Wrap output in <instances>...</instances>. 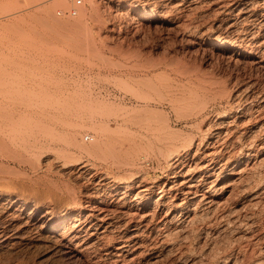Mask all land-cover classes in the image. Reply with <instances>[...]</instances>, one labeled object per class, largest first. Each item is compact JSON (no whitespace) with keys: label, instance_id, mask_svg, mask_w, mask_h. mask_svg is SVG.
<instances>
[{"label":"rangeland","instance_id":"1","mask_svg":"<svg viewBox=\"0 0 264 264\" xmlns=\"http://www.w3.org/2000/svg\"><path fill=\"white\" fill-rule=\"evenodd\" d=\"M57 1L0 0V121L6 128L0 141V173L22 185H0V264H86L85 258L63 256L56 240H50V208L41 205L67 203L71 189L81 201L100 196L104 201L101 209L110 211L100 209V218L108 215L106 222L100 221L96 230L91 228L90 236L84 233L85 237L80 234L76 239L81 249L87 248L93 255L91 264H264V203L258 209L250 203L254 190L264 198V168L262 177L257 175L260 187L251 193L250 184L255 182L253 177L248 180L249 175L234 182L229 187L234 192L227 193L223 191L226 178L218 182L213 177L216 172L224 177L237 156L255 146L260 152L256 158H264V0H97L100 16L75 27L62 23L91 11L90 1L84 0L73 17L68 13L73 0H65L63 6L54 5ZM125 1L132 2L133 8L120 5ZM60 10L63 14L58 15ZM138 11L158 12L162 18L145 22ZM98 18L100 23L95 21ZM215 39L235 43L238 48L216 51L212 46ZM128 71L135 72L131 80ZM119 78L126 82L121 84ZM143 94L150 95L144 97L147 101L141 98ZM176 97L184 101L179 105ZM124 102L129 116L138 110L133 121L130 117L124 121L128 117L124 110L127 116L120 117ZM145 102L157 106L174 131L181 128L185 137L192 133L191 137L205 139L202 150L194 147L192 152L197 155L183 162L200 194L199 204L185 205L179 212L182 221L178 224L192 232L181 237L173 227L164 226L162 219L140 222L142 214L157 211L153 205L158 199L157 185L165 182L170 187L173 181L182 180L172 178L176 168L166 159L170 128L162 131L164 126H160L161 132H156L155 125L160 121L164 125L163 116L149 115ZM200 124L202 132L197 129ZM228 128L234 133L227 137L232 142L236 138L237 144L220 149L224 160L209 174L203 167V152L219 136H226ZM221 130L224 134L219 135ZM97 140L100 143L91 150L81 146L91 147ZM140 179L154 186L153 199L144 209L137 207L145 195L124 193L128 182ZM23 184L25 189H21ZM26 185L41 194L35 192L36 196L29 189L30 193ZM179 197L170 203L184 204L185 195ZM253 210L258 217L256 212L252 215ZM188 212L198 213L203 221L200 218V223L191 224ZM220 214L225 217L220 219Z\"/></svg>","mask_w":264,"mask_h":264},{"label":"bare ground","instance_id":"2","mask_svg":"<svg viewBox=\"0 0 264 264\" xmlns=\"http://www.w3.org/2000/svg\"><path fill=\"white\" fill-rule=\"evenodd\" d=\"M28 1V0H27ZM55 1V0H54ZM57 1V0H56ZM65 0H59V2L58 3H54V5H56V6H63V4L67 1H65ZM90 1V6H92L91 8V11L89 10V12H86V11H84V12H80V16L78 17V19L76 18V20L75 21H73V22H71V20L69 21H65L66 23L65 24H63L62 22V25H65L66 27L68 26V25H70V26H73V27H75V26H77L78 25V23H82V22H84V21H86L87 19H89V18H94L95 16H100V14H98V13H100V9H99V5H98V1L97 0H89ZM31 2H32V0H31ZM33 2H34V0H33ZM36 2V1H35ZM122 4H123V6H127V7H129V8H133V3L132 2H121L120 3V5L122 6ZM53 5V4H52ZM166 5H167V3H166ZM82 7V6H81ZM169 7V6H168ZM173 8V7H172ZM180 8V7H179ZM80 9V8H79ZM168 10V9H167ZM169 10H170V8H169ZM180 9H178V11H179ZM61 11V10H60ZM171 11V10H170ZM166 12V11H165ZM82 13V14H81ZM138 13H139V16H140V18L143 20V21H145V22H153V21H156V20H161V16H160V14L158 13V12H146V13H143V12H139L138 11ZM161 13V12H160ZM170 13V12H169ZM77 14H78V12H77ZM76 14V15H77ZM59 15V14H58ZM61 15V14H60ZM69 15H71V14H69ZM180 15H182V14H180ZM180 15H177V16H180ZM74 15H72V17H73ZM165 16H168V14L167 15H165ZM176 16V17H177ZM164 17V16H163ZM185 17V16H184ZM101 18V17H100ZM100 18H98V19H96L95 21H97L98 22V20L100 19ZM170 18V17H169ZM183 18V17H182ZM109 19V18H108ZM165 20H167L166 18H164ZM164 19H162V20H164ZM175 19V18H174ZM195 19V18H194ZM193 19V20H194ZM56 20V19H55ZM171 20V19H170ZM169 20V21H170ZM57 21V20H56ZM94 21V22H95ZM168 21V20H167ZM166 21V22H167ZM174 21V20H173ZM60 22V21H59ZM58 21H57V23H59ZM64 22V21H63ZM86 23H87V21H86ZM99 23H100V20H99ZM184 23V22H183ZM61 25V27H63ZM85 25V24H84ZM180 25H182V22H181V24ZM185 25V24H184ZM184 25H183V27H184ZM86 26V25H85ZM88 26V25H87ZM188 26V25H187ZM69 27V26H68ZM89 27V26H88ZM98 27H100V26H98ZM187 28V27H186ZM185 28V29H186ZM212 46H213V48L216 50V51H219V52H223V53H226V52H230L231 50H235L236 48H238V45H236L235 43H231V42H228L227 40H224V39H222V40H218V39H215V40H212ZM240 47V46H239ZM131 66V65H130ZM134 66V65H133ZM133 66H131L132 68H133ZM137 66V65H136ZM139 66V65H138ZM137 66V67H138ZM142 66V65H141ZM126 68H127V66H125ZM130 67V68H131ZM143 67V66H142ZM141 67V68H142ZM154 67V66H153ZM128 68H129V65H128ZM131 68V69H132ZM140 68V67H139ZM131 69H130V71H131ZM144 69V68H143ZM133 70V69H132ZM146 70H148V69H146ZM125 71V70H124ZM134 71V70H133ZM144 71V70H143ZM149 71V70H148ZM126 72V71H125ZM122 73V72H121ZM131 73V72H130ZM133 73H135V72H133ZM132 73V74H133ZM143 73V72H142ZM127 74H129V71H128V73ZM126 74V75H127ZM132 74H129V76H128V79H129V77H130V75H132ZM123 75V74H122ZM126 76V77H127ZM122 77H125V75L124 76H122ZM132 77V76H131ZM134 77V76H133ZM120 80V82H121V84L123 83V82H126V80H124V79H122V78H119ZM126 79V78H125ZM132 79V78H131ZM131 79H129V80H131ZM136 78H133V80H135ZM134 82V81H133ZM124 84H126V83H124ZM123 84V86H125ZM127 84H128V80H127ZM122 86V87H123ZM126 86H128V85H126ZM125 86V87H126ZM124 87V88H125ZM131 87H132V85H131ZM124 88H122V89H124ZM124 91V90H123ZM129 92H130V90H128ZM126 92V91H125ZM131 93V92H130ZM144 93V92H143ZM147 93V92H146ZM149 93H150V91H149ZM162 93V92H161ZM134 95V92H132V96ZM141 95V94H140ZM145 95V96H144ZM139 96V95H138ZM148 96H150V95H148ZM148 96L146 95V94H143V96H141V98L143 99L144 97H146V99H148ZM170 96V95H169ZM175 96V95H174ZM173 96V97H174ZM180 95H178L177 97H179ZM176 97V99H178ZM183 97V96H182ZM123 98V97H122ZM138 98V97H137ZM162 98H163V94H162ZM170 99H172L171 97H169ZM175 98V97H174ZM184 98V97H183ZM182 98V99H183ZM124 99V98H123ZM145 99V98H144ZM143 99V100H144ZM145 99V100H146ZM166 98H164V100H165ZM185 100H187L186 98H184ZM184 99L183 100H179L178 99V101H179V105H180V101H184ZM120 100H121V98H120ZM149 100H154V99H151V98H149ZM148 100V101H149ZM104 101V100H103ZM147 101V100H146ZM155 101V100H154ZM161 101V100H160ZM168 101V100H167ZM174 101V100H173ZM121 102H123V101H121ZM175 102H177V101H174L173 103H175ZM188 102V101H187ZM120 103V102H119ZM146 103V102H145ZM152 103V102H151ZM160 103V102H159ZM169 103V102H168ZM170 103H172V102H170ZM178 103V102H177ZM183 103H185V102H183ZM182 103V104H183ZM157 103H155V105H156ZM120 105H121V103L119 104V107H120ZM124 105H125V102H124ZM122 105L121 106V112L120 113H122L123 114V110H124V112H125V114H127L129 111H130V109H128V105ZM143 105H144V103H143ZM142 105V106H143ZM174 105H176V104H174ZM128 106V107H127ZM132 106V105H131ZM135 106H137V105H135ZM161 106V105H160ZM124 107V108H123ZM127 107V108H126ZM134 107V106H133ZM138 107V106H137ZM137 107H134V108H137ZM144 107H145V109L147 110V113H151V114H149V115H152V112H153V114H158V113H160L161 114V112L160 111H158L159 110V108H157V106L156 107H154V105H152V104H150V102L149 103H146V105H144ZM144 107H142V111H144L145 109H144ZM151 107H154V109L153 108H151ZM159 107V106H158ZM134 108H131L132 110L131 111H135L136 109H134ZM139 108H141V107H139ZM174 108H176V107H174ZM206 108V107H205ZM204 108V109H205ZM119 109V108H118ZM125 109H128L129 111L127 112V110L125 111ZM144 109V110H143ZM252 109V108H251ZM261 109V108H260ZM120 110V109H119ZM138 111V110H137ZM137 111H135L136 112V115H137ZM200 111H202V109L200 110ZM199 111V112H200ZM252 111V110H251ZM134 112V113H135ZM139 112H140V109H139ZM145 112V111H144ZM143 112V113H144ZM157 112V113H156ZM197 112V111H196ZM255 112V111H254ZM146 113V112H145ZM145 113H144V117L143 116H140V117H138V119L140 118H142L143 117V119L145 118ZM163 113V112H162ZM177 113V112H176ZM178 113H180V111H178ZM185 113H188V114H190V113H192V112H190V111H186ZM252 113V112H251ZM250 113V114H251ZM120 115V117H122V116H127L128 114H130V115H132L131 114V112H129L127 115ZM139 114V113H138ZM140 114H142V113H140ZM160 114H158V115H160ZM184 114V113H183ZM186 115V116H188L189 117V115ZM247 114V113H246ZM264 114V113H263ZM262 113H261V115H263ZM134 116H129L128 115V117H123L124 118V121H126L125 119H128L129 117L130 118H132V120L131 121H133V118L134 117H136L137 118V116L135 115V114H133ZM162 115V114H161ZM184 115V116H185ZM194 115H197V113L196 114H194ZM249 115V114H248ZM163 116V115H162ZM185 116V117H186ZM191 116H193V115H191ZM202 116V115H201ZM158 117V116H157ZM160 117V116H159ZM179 117H183L182 115L181 116H179ZM185 117H183V118H185ZM252 117V116H251ZM150 118H151V120H152V118H154L155 119V117L153 116V117H151L150 116ZM150 118H146V119H149L150 120ZM162 118V119H161ZM161 118H158V119H161L162 120V123L164 124V125H162L161 124V121H160V125H158V127H157V125H155V130L156 129H158V130H156V132L158 131V132H161L160 131V129H159V127L160 126H164V127H161V130L162 131H164V128H166V126L168 127V121H169V119H165V118H168V117H161ZM163 118H164V120H166V121H164L163 120ZM182 118V119H183ZM191 118V117H190ZM253 118V117H252ZM135 119V118H134ZM145 119V120H146ZM178 119V118H177ZM123 120V119H122ZM137 120V119H136ZM157 120V119H156ZM249 120V119H248ZM254 120H255V118H254ZM129 121V120H128ZM135 121V120H134ZM153 121V120H152ZM159 121H157V122H159ZM189 121V120H188ZM122 122V121H121ZM151 122V121H150ZM149 122V123H150ZM153 122H155V121H153ZM177 122V121H176ZM179 122V121H178ZM243 122H244V120H243ZM246 122H247V120H246ZM245 122V123H246ZM262 123H264V119L261 121ZM125 122H123V124H124ZM166 123V124H165ZM171 123V122H170ZM189 123V122H188ZM198 122H196V124H197ZM200 123H203V122H200ZM194 124H195V122H194ZM204 124V123H203ZM19 125H21V124H19ZM125 125V124H124ZM154 125V124H153ZM187 126H188V124H186ZM202 124H200V125H198V128L197 129H200V130H198V131H200V132H202V131H204V129H203V127L201 126ZM224 125V124H223ZM22 127H24L23 125H21ZM148 126H150V125H148ZM185 127V126H184ZM263 127V126H262ZM142 128V127H141ZM149 128V127H148ZM168 128H170V130L169 129H167V131L169 132V136H167V137H171L170 139H172V140H170V142L168 143V151H167V153H166V159H167V161L169 162V164H171V166H173L174 168H176V170L174 171V172H171L172 174H173V177L172 178H182V180L180 181V182H175V181H173L174 182V184L173 185H171L170 187H168L166 184H158L157 185V187L156 188H158L159 189V193H158V199H155L154 200V204L153 205H156V207L155 208H157V211H156V209H155V213H146V215H144V214H140L141 215V217L139 216V218L141 219V221L140 222H142V223H144V221L146 222V224L148 223L147 221L149 220V218H150V221L149 222H154V221H156V220H158L159 222H160V220L159 219H162V221L164 222V226L166 225L168 228H172V230H174L175 231V234H176V236L178 235L179 237H181L180 235H182L183 236V234H185L186 232H187V229H188V226H187V228H186V226H182V224L180 225V224H178V222H180V220H181V216H182V214H180V216H179V212H183L182 210V208H183V206H185V205H188V204H191L192 206L194 205V203L196 202V203H198L197 202V198H198V195L200 194V193H198V189H197V186H199V185H196V179L194 180L193 179V177L190 175L191 173L189 172V170H186L185 171V169H183V165H184V160L186 159V158H188V159H192L193 157H195L196 155H197V152L196 151H201L202 150V148H203V146H204V140L202 139V138H195V136H193V137H191L193 134L191 133V134H188V133H186V136L187 137H185V135L183 136V129H182V131H180L181 130V128L179 129V128H175V129H178L179 131H174L173 129H171V128H174V127H171L170 125H169V127ZM186 128V127H185ZM188 128V127H187ZM193 128H196V127H193ZM210 128V127H209ZM222 128V127H221ZM227 128V127H226ZM146 129H147V127H146ZM150 129L151 130H153L154 131V129H152L151 127H150ZM149 129V130H150ZM229 130H230V128H228ZM243 129V128H242ZM187 130V129H186ZM207 130V129H206ZM229 130H227L225 133L227 134L226 136L225 135H223V137L222 136H217L218 138H219V141L217 142V143H212L213 144V146L212 147H210L209 149H207L205 152H203V155H204V157L206 158L205 160H206V163H204V165H203V167L205 166V169L207 170L208 169V172H209V174H214L215 172H213L214 170H215V167L217 168V166L219 165L220 166V164H221V162L224 160L223 159V151H221L220 149H228L229 147H235L236 146V142H234V139H236V138H234L233 139V142H232V140H231V138H228L227 136H230L231 135V133L233 134L234 132L232 131V129L229 131ZM253 130V129H252ZM171 131V132H170ZM189 131V130H188ZM246 131H248V130H246ZM155 132V131H154ZM227 132H229L230 134L228 135V133ZM244 132V131H243ZM6 133V128L4 127V125H3V123H1V121H0V141H1V137H3V136H1V135H4ZM215 133H217V132H215ZM242 133V132H241ZM158 134V133H157ZM156 134V135H157ZM163 134V133H162ZM213 134H214V132H213ZM221 134H224V133H222V130H221V133L219 134V135H221ZM236 134H237V132H236ZM244 134H245V132H244ZM159 135V134H158ZM157 135V136H158ZM191 135V136H190ZM218 135V134H217ZM242 135V134H241ZM161 136V135H160ZM163 136H166V134L164 135L163 134ZM162 136V137H163ZM183 136V137H182ZM88 137H90V136H88ZM203 137V136H202ZM216 138V137H215ZM239 138V137H238ZM240 138H241V136H240ZM167 139V138H166ZM169 139V138H168ZM168 139H167V141H168ZM93 140V139H92ZM178 140V141H177ZM217 140V139H216ZM244 140V139H243ZM249 140V139H248ZM213 141V140H212ZM235 141H238L237 139L235 140ZM100 142L97 140V141H95V142H93V144H91V147L89 146H87V147H85L86 145H82L81 144V146L85 149V150H91L92 148H94L95 146H97L98 144H99ZM252 144H254V143H252ZM262 144V143H261ZM249 145V144H248ZM255 145V144H254ZM209 146V145H208ZM214 146H218V148L217 147H214ZM264 146V144L262 145V147ZM194 147H195V149H196V151L195 152H192L193 150H194ZM201 147V148H200ZM207 147V146H206ZM256 147V146H255ZM255 147H253L254 149H253V151H247L246 153H242L241 155H238L237 156V159H236V163L234 164V166L231 168V169H229L230 171H227V172H225V175H224V177L222 176V174L223 173H217L216 172V174H214L213 175V177L215 176V180L216 181H218V182H220L223 178H226V180H227V186L225 187V189H223V191H224V193L226 192H234L232 189L231 190H229V187H231L232 186V184H234V182H239V181H244V178H245V175H249V177H247L248 178V180L250 179V178H252V180L255 182V185H252V182H251V184H250V189H249V192L251 191H253L254 189H258V187H260L259 185H260V183L259 182H262V181H259V179L262 177L261 176V172H260V170H261V168L263 169L264 168V158L263 157H261V160H258L256 157H257V155L260 153V152H258L257 151V149H255ZM262 147H260V148H262ZM259 149V148H258ZM250 150V149H249ZM264 150V149H263ZM263 150H260V151H263ZM225 152V151H224ZM242 152V151H241ZM264 152V151H263ZM222 153V154H221ZM200 156V155H199ZM261 156V155H260ZM0 157H1V155H0ZM198 157V156H197ZM203 157V156H202ZM1 159V158H0ZM260 159V158H259ZM187 160V159H186ZM1 161H2V159H1ZM0 161V162H1ZM228 161V160H227ZM195 162V161H194ZM203 162H204V160H203ZM224 162H226V160L224 161ZM189 163V162H188ZM85 165V164H84ZM198 165V164H197ZM200 165V167H201V164H199ZM185 166V165H184ZM187 166H189V165H187ZM194 166H196V165H194ZM223 166V165H222ZM87 167V166H86ZM85 167V168H86ZM202 168V167H201ZM87 169V168H86ZM218 169H220V167H218ZM202 170V169H201ZM212 170V171H211ZM193 171H195V170H192V172ZM198 171V170H197ZM83 172V171H82ZM200 173V172H199ZM2 173H0V185L2 186V185H5V187H6V185L8 186V188H9V185H12V186H14L15 185V187L16 186H18V187H20V186H22L21 185V183L20 182H14V180H10V178H7L5 175H1ZM81 174V173H80ZM169 174V173H168ZM208 174V175H209ZM260 174V176H257V175H259ZM264 174V173H263ZM193 175V174H192ZM82 176V175H81ZM257 176V177H256ZM134 177V176H133ZM132 177V178H133ZM170 177V176H169ZM212 177V178H213ZM258 177H260L259 179H258ZM134 178H136V177H134ZM138 178V177H137ZM197 178V177H196ZM26 179H28V178H26ZM30 180H32L33 182H34V185H35V181L32 179V178H29V181ZM131 180V179H130ZM141 180V179H140ZM140 180H133V181H130V182H128L127 184H126V191L124 192V193H127V192H133V191H136L137 193H142V195H145L146 197H144L142 200H140V201H138V207L137 208H139V209H144L145 207H149V205H150V202L152 201V197L150 196V195H152L153 193H154V186H150L149 184H147V181L145 182V181H142V180H144L143 178H142V180L140 181ZM214 180V181H215ZM246 180V179H245ZM247 180V181H248ZM252 180H250V181H252ZM261 180V179H260ZM26 181V180H25ZM38 181V180H37ZM37 181H36V183H37ZM212 180H210V182H211ZM213 181V182H214ZM215 181V182H216ZM27 182H28V180H27ZM127 182V181H126ZM226 182V181H225ZM249 182V181H248ZM24 183H26V182H24ZM212 183V182H211ZM250 183V182H249ZM249 183H246V184H249ZM28 184H30V183H27V185ZM31 184H33V183H31ZM200 184V183H199ZM224 184V183H223ZM26 185V186H27ZM38 185V184H37ZM39 185H40V183H39ZM154 185V184H153ZM219 185V184H218ZM226 185V184H225ZM224 185V186H225ZM11 186V187H12ZM24 184H23V187L21 188V189H23L24 188ZM31 186V188H33V189H30L28 186L26 187V189L30 192V190H33L32 191V193L33 194H35L36 195V193L35 192H37V194L39 195V193L41 194V192H40V190H38L37 188H36V191L34 190L35 188H34V186H32V185H30ZM156 186V185H155ZM223 186V185H222ZM36 187V186H35ZM38 187V186H37ZM73 187V186H72ZM71 187V188H72ZM211 187V186H210ZM209 187V188H210ZM1 188V187H0ZM14 188V187H13ZM114 188V187H113ZM116 188V187H115ZM221 188H223V187H220V188H218L220 191H221ZM248 188V186L246 187V189ZM2 189H3V187H2ZM2 189H0V190H2ZM25 189V188H24ZM30 189V190H29ZM70 189V188H69ZM217 189V188H216ZM215 189V190H216ZM218 189H217V191H218ZM72 190V189H71ZM71 190H69L70 192V196H71V198L69 197V201H67L68 199H66V202L67 203H65V204H62V205H58V206H56V207H53L52 205H51V203H54L53 201H52V199H51V203H48V202H46L45 204H41L42 206L43 205H45V206H47L48 208H50V211H48L50 214H51V218L49 219V226H48V233H50V240H52L53 241V239H55L56 241V243H55V245H56V247L62 252V254H63V256H65V257H70V258H77V259H84L85 258V262H86V264H91L90 263V261L91 262H93L92 260L94 259V257H93V255H91V253H89V251L87 252L86 250H87V248H86V250L85 249H83V247H82V249L79 247V245H78V241H76V239H78L79 238V236L78 235H80V234H83V236H84V233H85V235H89L90 234V230H91V228L93 229L95 226H97L98 228H99V226H100V221L101 222H106V218H107V216L108 215H106V217L104 216V217H102V218H100V209H101V206H100V203L101 204H103V200L101 201V199H100V196H96V197H86V199H85V197L82 199L83 201H81V199L79 198V197H77L76 198V196H74L73 195V193L72 192H74V191H72L71 192ZM242 190H245L244 188L242 189ZM118 191V190H117ZM200 191V190H199ZM207 191H209V190H207ZM248 191V190H247ZM246 191V192H247ZM2 192H3V190H2ZM10 192H12V191H10ZM15 192V191H14ZM13 192V193H14ZM174 192H176V193H174ZM212 192V191H211ZM236 192V191H235ZM250 192V193H251ZM12 193V194H13ZM31 193V192H30ZM198 193V194H197ZM208 193V192H207ZM213 193V192H212ZM218 193V192H217ZM223 193V194H224ZM248 193V192H247ZM258 193H261V192H258V191H256V190H254L253 191V193H252V199L250 200L251 202L250 203H252V207L254 208V207H257V205L259 206H261V204L262 203H264L263 201V199L264 198H262L263 196L261 195H259ZM263 193V192H262ZM2 194V193H1ZM6 194V193H5ZM68 194V193H67ZM123 194V193H122ZM201 194H204V192L203 193H201ZM209 194V193H208ZM214 194V193H213ZM30 195H32V194H30ZM38 195H36V196H38ZM42 195L44 196L45 195V193H42ZM141 195V196H142ZM180 195H185V203L183 202V200H184V197H183V200H182V202L184 203V204H179V203H176V202H171L170 203V201H172L173 199H179L180 197ZM211 195V194H210ZM220 195H221V193H220ZM7 196H12V195H7ZM35 196V197H36ZM207 196V195H206ZM205 196V197H206ZM32 196H30V198H31ZM45 197V196H44ZM137 197V196H136ZM200 197V196H199ZM202 197H204V195H202ZM4 198V197H3ZM25 198V197H24ZM27 198V197H26ZM66 198V197H65ZM168 198H169V200H168ZM182 198V197H181ZM226 198H227V196H226ZM10 199V198H9ZM60 199V198H59ZM58 199V200H59ZM207 199V198H206ZM210 199V198H209ZM212 199V198H211ZM215 199V198H214ZM234 199H235V196H234ZM47 200V199H46ZM48 200H50L49 198H48ZM63 200V199H62ZM181 200V199H180ZM198 200H201V199H198ZM45 201V200H44ZM56 201V200H55ZM65 201V200H64ZM178 201V200H177ZM212 201H213V199H212ZM214 201H216V200H214ZM224 201V200H223ZM229 201V200H228ZM228 201H227V203H228ZM50 202V201H49ZM225 202V201H224ZM206 203V202H205ZM215 203V202H214ZM218 203H221V200L219 199L218 200ZM78 204V205H77ZM79 204H80V206H79ZM199 204V203H198ZM197 204V205H198ZM202 204V203H201ZM40 205V204H39ZM39 205H37V206H39ZM190 205V206H191ZM249 205V204H248ZM264 205V204H263ZM262 205V206H263ZM50 206V207H49ZM196 206V205H195ZM209 206V205H208ZM220 206V205H219ZM186 207V206H185ZM40 208V207H39ZM104 207H102V209H103ZM196 208H197V206H196ZM218 208V207H217ZM261 208H263L264 209V207H261ZM101 209V210H102ZM104 209H106V211H108L107 210V208H104ZM189 209V208H188ZM220 209V208H219ZM218 209V210H219ZM257 209H258V207H257ZM259 209H260V207H259ZM192 210V209H191ZM218 210H216V211H218ZM252 210V209H251ZM103 211V210H102ZM101 211V212H102ZM193 211L195 212L196 210L195 209H193ZM260 211V210H259ZM261 211H264V210H262L261 209ZM103 212H105V210L103 211ZM108 212H110V211H108ZM191 212V211H190ZM190 212H188V213H186L187 215V217H188V219H192L193 220V222L191 221V224L193 223H195V221H199L200 220V218H202V216H198L196 213H192V214H190ZM214 212V211H213ZM212 212V213H213ZM256 212V211H255ZM254 210H253V212L251 211V213H252V215L254 216ZM216 213V212H215ZM227 213V212H226ZM234 213V212H233ZM232 213V214H233ZM262 213V212H261ZM210 214H211V212H210ZM224 214V213H223ZM223 214L220 216L221 218L220 219H222L223 217H225V215L223 216ZM229 214V213H228ZM227 214V215H228ZM257 212H256V217H258L257 216ZM200 215H203V214H200ZM234 215V214H233ZM232 215V216H233ZM251 215V216H252ZM58 216H60V217H58ZM206 216V215H205ZM205 216H203V217H205ZM210 216V215H209ZM213 216V215H212ZM260 216H261V214H260ZM64 217V218H63ZM110 217V216H109ZM215 217V216H214ZM217 217V216H216ZM183 218V217H182ZM206 218V217H205ZM210 218V217H209ZM227 218V217H226ZM254 218V217H253ZM208 219V218H207ZM251 219V218H250ZM71 220H73V221H71ZM202 221H203V218L201 219ZM254 220V219H253ZM182 221V220H181ZM207 221V220H206ZM66 222H69V223H67V225H66ZM252 222V221H251ZM197 223V222H196ZM195 223V224H196ZM199 223H200V221H199ZM139 224V223H138ZM185 225H186V223H184ZM183 224V225H184ZM65 225V226H64ZM103 225V224H102ZM140 225V224H139ZM142 225V224H141ZM197 225V224H196ZM154 226V225H153ZM88 227V228H87ZM191 227V226H190ZM96 228V227H95ZM94 228V229H95ZM157 228V227H156ZM60 229V230H59ZM154 229V228H153ZM165 229V228H164ZM167 229V228H166ZM193 229V228H192ZM57 230H59L60 232H56ZM96 230V229H95ZM100 230V229H99ZM98 230V231H99ZM136 230V229H135ZM93 231V230H92ZM137 231V230H136ZM173 231V232H174ZM190 231V230H189ZM189 231L187 232V233H189ZM192 231H194V230H192ZM191 232V231H190ZM92 233V232H91ZM95 233V232H94ZM167 233V232H166ZM165 233V234H166ZM186 233V234H187ZM192 233V232H191ZM172 234V233H171ZM90 236V235H89ZM166 236H167V234H166ZM166 236H165V238H166ZM170 236V235H169ZM175 236V235H174ZM177 236V237H178ZM186 236V235H185ZM85 237V236H84ZM187 237V236H186ZM186 237H184V238H186ZM48 238V239H49ZM51 238H53V239H51ZM168 238V237H167ZM171 238V237H170ZM173 238V237H172ZM176 238V237H175ZM82 239V238H81ZM182 239H183V237H182ZM80 240V239H79ZM169 240V239H168ZM186 240V239H185ZM81 241H83V240H81ZM166 241V240H165ZM169 241H172V240H169ZM124 243V242H123ZM122 243V244H123ZM168 243V242H167ZM79 244H80V242H79ZM127 244V243H126ZM172 244H173V242H172ZM124 245V244H123ZM123 245H122V247H123ZM81 246V245H80ZM120 248V247H119ZM128 248V247H127ZM125 249H126V247H125ZM131 249H132V247H131ZM89 250V249H88ZM91 250V249H90ZM93 251V250H92ZM217 254V253H216ZM206 254H204L203 256H205ZM211 255V254H210ZM214 255V254H213ZM218 255V254H217ZM205 257H207V256H205ZM211 259V258H210ZM213 259V258H212ZM211 259V260H212ZM215 260V259H214ZM223 260V259H222ZM245 261V260H244ZM243 261V262H244ZM95 263V262H94ZM212 263V262H211ZM215 263V262H214ZM223 263V262H222Z\"/></svg>","mask_w":264,"mask_h":264},{"label":"built area","instance_id":"3","mask_svg":"<svg viewBox=\"0 0 264 264\" xmlns=\"http://www.w3.org/2000/svg\"><path fill=\"white\" fill-rule=\"evenodd\" d=\"M84 5V0H73V6L69 9L68 13L76 15L79 8ZM58 14H63V11H59ZM89 137L88 139H90Z\"/></svg>","mask_w":264,"mask_h":264}]
</instances>
